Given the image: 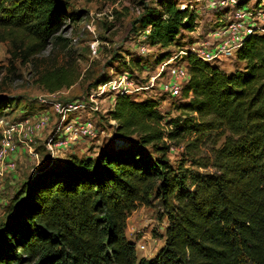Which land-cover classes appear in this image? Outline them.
I'll use <instances>...</instances> for the list:
<instances>
[{
	"label": "trees",
	"instance_id": "16d2710c",
	"mask_svg": "<svg viewBox=\"0 0 264 264\" xmlns=\"http://www.w3.org/2000/svg\"><path fill=\"white\" fill-rule=\"evenodd\" d=\"M67 2L0 0V41L11 39L25 62L65 47V23L77 18ZM177 4L160 0L148 13L152 45L167 48L197 26L196 12ZM236 57L243 67L226 72L187 49L180 115L164 123L156 99L117 92L107 111L114 123L94 153H46L0 220V264H264V35H245ZM39 82L50 91L71 83L59 71ZM5 103L0 96V118ZM173 146L181 152L171 163ZM153 196L167 219L164 241L137 257L127 219Z\"/></svg>",
	"mask_w": 264,
	"mask_h": 264
},
{
	"label": "rangeland",
	"instance_id": "374dc122",
	"mask_svg": "<svg viewBox=\"0 0 264 264\" xmlns=\"http://www.w3.org/2000/svg\"><path fill=\"white\" fill-rule=\"evenodd\" d=\"M177 1L179 8L188 6L196 12L197 26L192 31L182 29L176 42L167 48L152 45L147 38L150 30L147 15L154 8L160 9V0H68L67 12L77 18L67 20L62 31L67 45H49L26 62L13 56L11 39L1 40L0 96L6 97L10 103L4 104L7 114L0 120L20 121L38 115L47 116L44 129L30 135L29 142L33 153H37L42 161L48 153L47 140L73 116L90 117L97 134L74 140L66 153L90 155L98 149L103 136L111 129L110 124L114 123L107 118V111L117 93L111 83L114 80L124 83L137 100L156 99L158 110L165 116L164 123L180 115V97H172L162 88L168 73L162 68L166 59L162 62L160 59L168 51L174 62L180 63V51L210 49L216 43L214 31L237 11L250 16L247 21L261 25L264 0H237L233 6L225 4L217 9L208 6L211 0ZM93 42L97 43L95 53L91 50ZM17 43L23 47L26 41L18 36ZM216 63L226 72L241 69L244 65L236 56ZM54 71L65 74L71 83L54 91L46 89L39 78ZM68 101L81 102L84 108L72 111L69 118L60 123L54 105ZM180 152L181 147L171 148V163L180 157ZM206 154L207 150L202 148L200 155ZM16 159L15 171L0 178V220L8 217L7 206L36 161L26 148L19 149ZM194 169L201 173L213 171L211 168ZM162 211L159 199L153 196L149 206H139L128 217L126 236L134 242L137 257H151L163 244L167 219ZM139 244H145L146 249L140 250Z\"/></svg>",
	"mask_w": 264,
	"mask_h": 264
},
{
	"label": "built area",
	"instance_id": "2783aa9c",
	"mask_svg": "<svg viewBox=\"0 0 264 264\" xmlns=\"http://www.w3.org/2000/svg\"><path fill=\"white\" fill-rule=\"evenodd\" d=\"M237 0H211L208 6L212 9H217L229 4L233 6ZM246 10V9H244ZM244 12L237 11L234 16L221 27L214 31L216 43L210 49H192L201 60L208 62H219L225 59H231L236 56L237 49L240 46L244 36L257 30L264 35V15L261 17L262 24L250 22ZM93 53L97 50V43L91 45ZM186 51H180V63L174 62L173 56L166 59L162 63V68L167 69L168 77L164 81L162 88L172 97H180L183 85L188 80V69L183 57ZM170 62V63H168ZM167 66V67H165ZM115 85L117 92H125L130 94V89L121 81H111ZM84 108L81 102L68 101L57 102L54 105V111L58 115L60 123L69 118V114L74 111ZM48 117L45 115L34 116L33 118L20 121L0 120V178L9 175L16 169V155L20 148H26L29 153L35 157V165L40 164V158L37 153H33L30 142V135L39 132L47 124ZM112 121V120H111ZM114 122V121H113ZM94 124L90 117H70L62 126L61 129L50 137L46 142L48 154L51 156L64 154L70 148L72 142L81 136L94 137L96 136ZM140 250H145V244H139Z\"/></svg>",
	"mask_w": 264,
	"mask_h": 264
},
{
	"label": "water",
	"instance_id": "95a60500",
	"mask_svg": "<svg viewBox=\"0 0 264 264\" xmlns=\"http://www.w3.org/2000/svg\"><path fill=\"white\" fill-rule=\"evenodd\" d=\"M36 168H37V164L36 165H34V167L30 170V172H29V175L28 176H31V175H33L34 173H35V171H36Z\"/></svg>",
	"mask_w": 264,
	"mask_h": 264
}]
</instances>
